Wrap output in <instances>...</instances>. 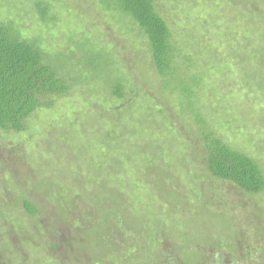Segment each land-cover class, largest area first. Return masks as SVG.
Listing matches in <instances>:
<instances>
[{
	"label": "rangeland",
	"instance_id": "374dc122",
	"mask_svg": "<svg viewBox=\"0 0 264 264\" xmlns=\"http://www.w3.org/2000/svg\"><path fill=\"white\" fill-rule=\"evenodd\" d=\"M154 2L173 77L102 0H0V24L70 86L0 131V264H264V192L211 176L202 136L264 174V0Z\"/></svg>",
	"mask_w": 264,
	"mask_h": 264
},
{
	"label": "trees",
	"instance_id": "16d2710c",
	"mask_svg": "<svg viewBox=\"0 0 264 264\" xmlns=\"http://www.w3.org/2000/svg\"><path fill=\"white\" fill-rule=\"evenodd\" d=\"M102 3L107 10L125 15L140 28L148 40L160 76L173 77L175 50L168 26L157 12L154 0H102ZM34 9L40 21L47 24L50 5L38 1ZM184 87L183 92L192 97L191 88ZM69 90L68 80L60 76L58 67L47 65L40 50L17 38L8 26L0 24V131L22 133L26 121L33 114L42 109L50 110L53 100L65 97ZM113 90L117 96L121 94L119 81ZM192 108L188 99L186 109L196 124L205 126L203 117ZM202 136L211 176L230 182L248 194L264 192V174L256 161L232 149L212 132L202 130ZM24 206L28 213L35 212L30 203L25 202Z\"/></svg>",
	"mask_w": 264,
	"mask_h": 264
}]
</instances>
